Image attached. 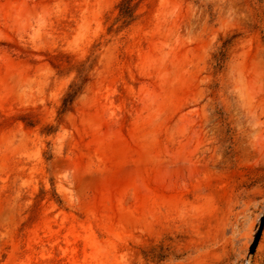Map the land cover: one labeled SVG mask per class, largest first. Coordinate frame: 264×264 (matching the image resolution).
<instances>
[{"label":"rangeland","instance_id":"rangeland-1","mask_svg":"<svg viewBox=\"0 0 264 264\" xmlns=\"http://www.w3.org/2000/svg\"><path fill=\"white\" fill-rule=\"evenodd\" d=\"M123 1L0 0V264H264V0Z\"/></svg>","mask_w":264,"mask_h":264},{"label":"water","instance_id":"water-1","mask_svg":"<svg viewBox=\"0 0 264 264\" xmlns=\"http://www.w3.org/2000/svg\"><path fill=\"white\" fill-rule=\"evenodd\" d=\"M263 226H264V214H263V216H262V218L260 220L259 227H258V229L256 231V234L254 236L253 242H252V244L250 246V249H249L250 253L254 252V250H255V248H256V246L258 244L259 238L261 236V232L263 230Z\"/></svg>","mask_w":264,"mask_h":264},{"label":"trees","instance_id":"trees-1","mask_svg":"<svg viewBox=\"0 0 264 264\" xmlns=\"http://www.w3.org/2000/svg\"><path fill=\"white\" fill-rule=\"evenodd\" d=\"M126 6V7H124ZM129 15V6H128V0H124L122 7H120V16L122 18H126Z\"/></svg>","mask_w":264,"mask_h":264}]
</instances>
